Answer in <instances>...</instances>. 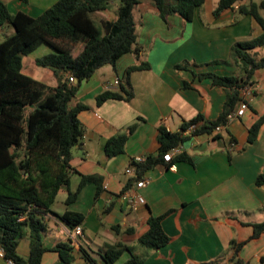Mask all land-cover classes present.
Returning a JSON list of instances; mask_svg holds the SVG:
<instances>
[{"label": "crops", "instance_id": "crops-1", "mask_svg": "<svg viewBox=\"0 0 264 264\" xmlns=\"http://www.w3.org/2000/svg\"><path fill=\"white\" fill-rule=\"evenodd\" d=\"M2 1L11 13L37 17L57 0ZM217 1L204 0L187 21L178 14L163 20L151 0H140L133 11L137 43L143 48L139 58L124 54L115 67L104 65L80 82L75 96L87 106L78 114L83 136L71 150L68 188L58 191L51 210L58 215L65 211L82 214V234L71 238L58 216L44 215L46 228L41 237L47 250L40 264H56L59 253L54 246L70 239V264H90L84 253L95 264H106V247L114 244L124 247L111 264H264V233L250 239L252 224L264 221V183L256 184L257 176L264 174V67L252 75L255 92L241 117L232 120L218 137L193 135L182 144L180 154L189 161L175 155L170 162L144 170L139 179L146 184L141 188L136 187L137 175L126 173L134 157L157 154L159 126L180 132L185 123L200 117L215 120L222 112L226 90L200 75L236 73L231 46L262 32L251 15L238 13V7L250 2L264 4V0H241L215 16ZM115 9L100 15L113 19ZM259 13L264 17V5ZM262 50L254 51L258 58L264 55ZM50 52L42 44L26 57L35 61ZM142 61L150 68L127 76L126 69ZM182 63L184 68H174ZM45 71L48 78H33L55 86L54 73ZM115 78L128 80L132 98L97 104L101 92L119 91V85H108ZM260 120L257 136L249 143V129ZM132 124L135 127L129 130ZM120 133L127 135L123 152L108 157L106 142ZM230 137L235 142L231 149ZM82 176L94 179L81 186L74 201L65 204L68 190L75 191ZM133 190L143 198L142 203L127 198ZM162 214L161 225L169 241L158 248L143 245L140 238L149 228L148 219ZM17 252L24 259L29 257L27 230ZM0 264L15 263L0 255Z\"/></svg>", "mask_w": 264, "mask_h": 264}, {"label": "trees", "instance_id": "trees-1", "mask_svg": "<svg viewBox=\"0 0 264 264\" xmlns=\"http://www.w3.org/2000/svg\"><path fill=\"white\" fill-rule=\"evenodd\" d=\"M27 2L28 0H20ZM114 0H57L39 16L31 17L18 11L11 13L0 0V28L10 26L13 33L0 41V247L3 257L15 264H40L42 253L47 250L42 243L46 225L44 215L54 214L73 228L81 224L83 216L77 212L65 211L58 215L51 210L58 191L68 188L71 150L83 136V127L78 117L87 106L76 100V91L81 81L90 78L104 65L115 67L116 61L127 53L137 58L143 48L137 43L136 24L133 15L140 0H118L114 18H102V29L91 18L92 13L110 10ZM159 16L166 20L170 14H178L190 21L204 0H151ZM241 0H218L214 7L215 16L231 8ZM263 3L250 2L240 5L238 13L251 15L262 29L259 36L234 43L230 58L236 64L234 75L203 73L213 85L226 90L224 108L215 120L196 118L189 123L201 121L194 132L209 135L218 125L227 122V115L241 100L240 89L253 84L252 75L264 67V55L257 57L254 52L264 48V17L259 13ZM47 45L52 52L35 59V63L50 69L57 79L55 86L47 85L23 72V59L40 45ZM81 45L78 49L77 45ZM185 63L176 64L175 69L184 68ZM146 61L129 66L126 74L135 70L149 69ZM70 73L75 83L68 81ZM189 87V84H183ZM119 91L106 90L96 96V103L108 99L128 101L133 92L128 80L120 82ZM260 121L249 129L248 142L255 140ZM188 123L180 132H170L164 126L158 127V152L148 156L144 162L136 163V178L144 170L166 162L163 155L173 147L190 139L183 134ZM135 124L129 127L133 130ZM214 137H218L215 134ZM127 139L125 133L107 140L105 152L108 157L123 152ZM234 142L230 137L229 142ZM176 159L190 160L184 154ZM94 179L82 176L75 191L68 190L64 200L69 204L75 200L81 186ZM264 183V174L256 178V184ZM165 214L151 216L148 230L140 242L150 248H158L169 241L161 222ZM250 239L264 233V221L252 224ZM27 230L30 240V254L27 259L17 252V245ZM72 240L54 246L59 253L56 264H70L73 261ZM242 243H240L241 245ZM124 246L119 244L106 247V264H111ZM239 248V244L236 249ZM90 264L93 260L84 253ZM238 263V262H237Z\"/></svg>", "mask_w": 264, "mask_h": 264}, {"label": "built area", "instance_id": "built-area-1", "mask_svg": "<svg viewBox=\"0 0 264 264\" xmlns=\"http://www.w3.org/2000/svg\"><path fill=\"white\" fill-rule=\"evenodd\" d=\"M67 76H68V81L70 83L76 82V79L74 78V76L72 74L68 73ZM119 84H120V80L118 78H115V79H113L112 82L108 83L109 86H115V85L118 86ZM254 92H255L254 84L247 85V86H244L243 88H241L240 89L241 100L237 104V107L227 115L226 124L218 125L213 130V132L211 134H209L208 136L220 133L222 130L227 128V126L229 125V123L232 120H234L235 118L241 117L248 107V98L250 96H252L254 94ZM201 123H202L201 121H197L195 123H188L186 128L183 130V134L188 135V136L196 135V134H194V132L198 129V127L201 125ZM234 146H235V142L229 143L230 149L233 148ZM181 152H182V145L173 147L172 149H170L169 151H167L163 155V160L166 162H170L172 160L173 156L178 155ZM145 159L146 158L144 156L134 157V159L132 161H130V165L126 168V173L129 175H132V176H136L135 164L144 162ZM145 184H146L145 179H139L136 182V187L141 188ZM127 198H129L132 202H139V203L143 202V198L134 190L131 192H128ZM68 233H69L71 238H74L76 236L81 235L82 234L81 224H77L73 228H68ZM0 255L3 256V249L1 247H0Z\"/></svg>", "mask_w": 264, "mask_h": 264}, {"label": "rangeland", "instance_id": "rangeland-1", "mask_svg": "<svg viewBox=\"0 0 264 264\" xmlns=\"http://www.w3.org/2000/svg\"><path fill=\"white\" fill-rule=\"evenodd\" d=\"M118 4H119V1L118 0H114L113 1V4L110 6V10H109V13L108 14H111V12L113 13L112 8L113 9L116 8ZM91 18L100 27V29H102V24H101L102 18H101V15L98 14V13H92L91 14ZM12 33H13V29L10 26H6L4 28H0V41L2 39H4L5 37L11 35ZM262 53H264V48L262 50ZM23 66H24L23 72L26 73V74H28V75H30V76H32V77H34V78L35 77L36 78L37 77L38 78H43V79L48 78V76L46 75V71H45L47 68H43V67L38 66L35 63V61L32 60L31 57H24V59H23Z\"/></svg>", "mask_w": 264, "mask_h": 264}]
</instances>
